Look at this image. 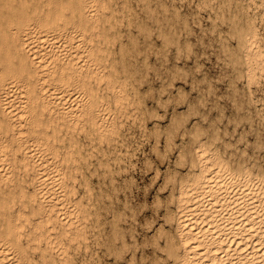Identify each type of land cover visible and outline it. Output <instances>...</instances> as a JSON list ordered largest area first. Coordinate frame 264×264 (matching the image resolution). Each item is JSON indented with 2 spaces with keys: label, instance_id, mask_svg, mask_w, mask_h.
<instances>
[{
  "label": "bare ground",
  "instance_id": "bare-ground-1",
  "mask_svg": "<svg viewBox=\"0 0 264 264\" xmlns=\"http://www.w3.org/2000/svg\"><path fill=\"white\" fill-rule=\"evenodd\" d=\"M137 1L144 7V17L147 21L142 20V18L133 17L135 24L131 23L133 25L131 30V24L127 23V26L130 28L129 36H126L127 39H124L121 37V31H119L120 25L117 22H114V24L111 23V19L115 20L116 18L114 16L116 11L114 12L113 9L108 7V0H0V264H58L53 257V252L56 253L55 256H58L63 264H68V258H70L69 254L71 252L69 251L70 247L75 244V246H82L83 244L86 250L88 245L85 243L88 239L87 237H90L88 235L91 233L96 237V234L100 230L103 231V229H100L101 223L99 215L101 212L99 210L101 206H105L107 203L103 202V197L110 198L109 191L105 190L106 192H101L99 195H96L90 184L91 180L89 181V174L98 175V180H100L99 176H101L104 180L107 179V183L109 184L115 182L112 179V171L115 170L113 167L115 165L113 164L120 161L121 152L123 151H121V149L119 150L120 147L117 146L123 144L120 142L125 141L124 139L123 141L120 140L121 126L124 124L126 118L134 114H132L131 111L135 110L139 115L143 114L141 110V97L143 95L141 96L142 92H140L141 89H139V85L146 79L145 76L147 77L148 70L151 69L150 66H153L149 64V54H155L156 56L160 55L161 59L165 58L164 60H166L168 56L166 54L169 51L172 52L173 50L175 55L182 56L189 55L193 50L191 46L192 41L190 42V40L185 37L195 32H192L191 20L187 18V15L190 17V13L186 16L181 14L174 0ZM194 1L197 10L200 9L201 11V8H203L209 11L207 15L211 23L209 29L213 34L215 32L217 33L219 41L218 39L214 40L219 42L217 46H219L218 48H220L221 52L224 54L225 62L229 64L228 66L232 73L231 77L233 78V82L242 79L244 81L243 84L246 83V85H249L251 82L257 80L262 84L261 90H264V28L261 31V28L259 29L256 24L257 21H260L263 24V26H260L264 27V0ZM190 2L192 1H189L191 5ZM112 4H114V2ZM187 8H189V6ZM131 9L132 8H130L129 11H131ZM136 12L135 14H137ZM198 13L200 14L201 12ZM128 16L130 17V14H128ZM202 18H205V16ZM193 19L194 22L200 23V17L198 18L196 12ZM200 21L202 23L203 20ZM125 22H128V20ZM219 26H224L225 29L221 30ZM128 27L125 25L126 29H128ZM199 31L203 33L202 28ZM199 38L201 39V37ZM155 39L159 41L158 44H155ZM230 41L234 42L232 43ZM159 58L157 60H159ZM221 58L222 57H220V59ZM177 59L175 58V60ZM196 60L197 59H195V61ZM220 61H222V59ZM161 62L162 61H160V63ZM221 65H223V63ZM183 68L184 67H182V69ZM222 68L224 69V67ZM171 70L172 69H170V71ZM183 70L185 71L186 69ZM230 72L228 70L227 73L230 74ZM192 73L194 72L192 71ZM220 73L221 72H219V74ZM158 75L160 74L157 73V76ZM226 77H228V75ZM162 78L165 77H161V79ZM188 78H190V75ZM199 78L200 76L198 79ZM155 79L157 78L155 77ZM149 80L148 82L151 81ZM174 80L178 79L174 78ZM206 81L208 80L206 79ZM200 83L202 82L200 81ZM169 84L165 85L169 87ZM191 84L194 85V83ZM175 85L176 84H174V87ZM254 85L256 86L257 84ZM162 86V88H164V85ZM200 89H202L201 86ZM235 89L236 88H234V90ZM147 90L150 89L148 88ZM244 90L247 89L244 88ZM185 93L183 92V94ZM168 95H172V93ZM259 95L258 97H260ZM245 96H247V94ZM198 98L200 99V97ZM155 99L156 101L158 100L157 98ZM161 99L163 98L161 97ZM253 99L254 98L249 94L247 99L248 106L252 102L255 104ZM164 102H166V100ZM235 103H237V101ZM142 104L145 105V103ZM176 104L178 103L176 102ZM191 104L193 103L191 102ZM154 108H156V106ZM173 108L172 105V109ZM194 109H192V111ZM248 109L250 110V107ZM256 109L257 108H255L254 112L258 113ZM210 110L212 111V109ZM148 112L150 111H147V113ZM177 113L179 114L180 112ZM227 114L226 112L225 116ZM174 115L176 116V113ZM200 115L202 116L201 113ZM259 115L261 114L259 113ZM157 116L156 114V118ZM187 116L190 118L192 114ZM221 116L222 115L218 117ZM235 118L237 119V117ZM175 119L176 117L174 118V122H176ZM247 119L248 118H246V120ZM149 120L151 121V119ZM170 120L172 121L173 119L171 118ZM230 120H232V118H230ZM142 123L143 122H141V125ZM133 125L137 124L133 123ZM204 125L202 126L204 127ZM199 127L197 130H199ZM174 128L176 127L174 126ZM144 129H146V126ZM159 129L161 128L159 127ZM188 129H190V127ZM130 130H132V128ZM137 130H135V133ZM172 130L174 129L172 128ZM151 131L153 130L151 129ZM219 132L220 131H218V133ZM162 134H164V132L161 133V135ZM165 135L167 136V134ZM182 135L183 134H181V136ZM201 135L204 134H200L199 138ZM240 137H242V135ZM147 138L144 139L147 141ZM196 138L198 139V137ZM210 138L211 137L208 135L206 139L202 140V138H200V141H194L195 144L192 150L188 147L191 150L189 153L191 155L189 157L190 176L188 175L189 178L187 181L185 180L186 182L182 181L179 184L177 182L178 185L175 190L171 191L169 195L174 209L171 211L168 219L166 218L167 221H170V230H165L163 228L164 242L160 247L166 259L164 261L162 260V262L166 261V264H264V165L256 160L258 157H250V154L247 159L239 156H231L230 154L232 151L229 156H225L220 153L217 147L210 144ZM137 140L139 139L137 138ZM154 140L156 141V139ZM189 140H187V142ZM262 140H264V138ZM167 141H169V139H167ZM156 142L158 143L160 141L158 140ZM167 144L170 145L169 143ZM231 146L230 144L229 147ZM234 146L235 145L232 147ZM171 147L170 149L172 150ZM241 148L243 149V147ZM237 150L241 149L237 148ZM161 153L160 156H162ZM164 153L166 154L168 152ZM122 157L124 158V156ZM128 158L129 157H127L126 160ZM165 160L167 159L165 158ZM176 160L174 161L176 162ZM136 162L137 161H135V163ZM150 162H152V160ZM181 162H179L180 166H182ZM146 164L149 166L148 163ZM168 166L169 165H167V167ZM134 167H136V165ZM119 169H117V172L120 173ZM154 169H156V167ZM123 171H125V169ZM127 172L129 171L127 170ZM155 173L157 174L156 171ZM115 174L118 175V173ZM156 174L154 175L155 178L158 175ZM132 180L134 181V179ZM126 181L128 182V180ZM97 182L99 183V181ZM99 185L101 186V184ZM100 186L99 188L101 189ZM157 187L159 188V186ZM114 190L115 189L112 191ZM168 192H170V190H168ZM115 194H117V192ZM116 199L118 200V198ZM160 201H162V199L159 200L158 203H160ZM130 210H132V208ZM116 215L115 212L111 214L112 221L109 226V232L106 230V233L108 232L109 234L107 235L108 240H105L106 244L104 243L107 247L106 251L109 255L111 254L114 256L115 260L119 257L118 255L123 247L127 246L126 242L123 240L121 251L119 252L120 248L117 246L118 232L116 231ZM131 216L133 215L131 214ZM131 227L130 229L132 230ZM157 229L158 228L155 230ZM120 233L121 232H119V234ZM98 234H100V232ZM121 234H124V232ZM101 237H103V235ZM135 243L137 242L135 241ZM144 243H146V241ZM100 244L102 243L99 242V245ZM132 245L134 244L132 243ZM137 246L135 247L138 249ZM130 247L128 248L130 249ZM129 254H131V252ZM129 256H131V259H134L132 258L133 255ZM142 260L140 264H144ZM98 261L100 262V260Z\"/></svg>",
  "mask_w": 264,
  "mask_h": 264
},
{
  "label": "rangeland",
  "instance_id": "rangeland-1",
  "mask_svg": "<svg viewBox=\"0 0 264 264\" xmlns=\"http://www.w3.org/2000/svg\"><path fill=\"white\" fill-rule=\"evenodd\" d=\"M114 2V4H112L113 2ZM182 1V2H181ZM189 1H192V2H190L191 3V5L189 4ZM108 2H109V6L108 7H110L111 9H113L114 10V12L116 11V13H114V16L116 17L115 18V20L114 19H111L112 21H111V23H113L114 24V22H117L120 26H119V31H121V37L122 38H124V39H127V37L129 36V27L127 26L128 24L127 23H129V24H131V23H134L135 24V20H134V18L136 17V18H142V20H144V21H147L146 19H145V17H144V15H145V9H144V7H142V5L140 4V2L139 1H135V0H108ZM116 2H118V3H116ZM139 2V3H138ZM174 2H175V5H176V7L179 9V11L181 12V14H184V16H186L187 14H189L190 13V17H188V15H187V18L188 19H190L191 21H190V23L192 24V32L193 31H195V32H193V34H192V32H191V34L192 35H188V36H185L186 38H188V40H190V42H191V46H192V48H193V50H192V52L189 54L190 55V57H189V55H182V56H177V55H175V52L172 50V52H167V54L166 55H168L167 56V59L166 60H164L165 58H163V59H161V57H160V55H155V54H149V57H148V60L150 61L149 62V64L150 65H153L152 67L150 66V68L151 69H149L148 70V73H147V77L145 76V78L146 79H144L143 80V82L141 83V84H143V85H139V89H141L140 90V92H142V94H141V106H142V108H141V110L143 111V114L142 115H139L138 114V112L137 111H131L130 109V111H131V113L133 114V115H131V116H129L128 118H126L125 119V121H124V124L121 126V137H120V140L121 141H123V139L125 140V141H128V142H125V141H123V142H120V143H123V144H119L117 147H120L119 148V150L121 149V156H120V161H118V163H115V164H113V165H115V166H113L114 167V171H112V179L115 181V182H113V184H109V183H107V179H103L101 176H99V179L100 180H98V175H94V174H89V181H90V184H91V186L93 187V189H94V193L96 194V195H99L101 192H106V191H109L108 193H109V199L107 198V197H103V202L104 203H106L105 204V206H101V208H100V212H101V214L99 215V220H100V223H101V228L100 229H103V231L102 230H100L99 232H100V234H96V237H94V235H92L91 233V235L89 234L88 236H90V237H87L88 239L86 240V243L85 244H87L88 245V248H86V250H85V245H84V247H83V244H82V246H75V245H73L72 247H70L69 248V251H71L70 252V254H69V257L70 258H68V264L70 263V264H84V263H88V264H98V260H100V262H99V264H118V263H122V264H140V262H141V260H142V258H143V263L144 264H154V263H158V264H164L165 262H162V260L164 261L165 259H166V257H165V254L163 253V251H162V248L160 247V246H162V243L164 242V236H163V230L165 229V230H170L169 229V220L167 221V219H168V216H170V214H171V211H173V209H174V205L172 204V202H171V198H170V194H171V191H174L175 190V188H176V186L180 183V182H186L187 181V179L189 178L188 177V175L190 176V172H189V157L191 156L189 153H190V151L193 149V146H194V144H195V142L194 141H196V142H198V140L200 141L201 139L200 138H202V140L203 139H206V138H208V135H209V137H211L210 139V144L211 145H213L214 147H217L218 148V150H220V153L221 154H223V155H225V156H229V154H230V152L232 151V153L230 154L231 156H234V157H241V158H245V159H247V158H249V154H250V157L252 156H254L255 158H257L256 160L257 161H259L261 164H263L264 165V143H262V142H264V140H262L263 138H264V121H263V114H264V103H263V101H264V90L262 89L261 90V87H262V84L260 83V82H258L257 80H255V81H253V82H251L249 85H246V83L245 84H243L244 83V81L242 80V79H239V80H235L234 82H233V78L231 77L232 76V73L230 72V69H229V64H227L228 62H225V60H224V54L221 52V49L220 48H218L219 46H217V45H219V38H217L218 36H217V33L215 32L214 34H213V32H211V30L209 29L210 28V25H211V23H210V19L207 17V15H208V9L206 10V9H203V8H201V11H200V9H196V4H195V1L194 0H185V1H183V0H174ZM173 2V3H174ZM134 3H135V5H134ZM186 3V4H185ZM196 3H197V1H196ZM117 4V5H116ZM140 4V5H139ZM189 4V5H188ZM116 5V6H115ZM129 5V6H128ZM133 5V6H132ZM138 5V6H137ZM184 7H183V6ZM186 5V6H185ZM189 6V8H187L188 6ZM119 6V7H118ZM134 7H135V9H134ZM195 7V8H194ZM130 8H132L131 9V11H129L130 10ZM141 8V9H140ZM142 8H143V10H142ZM187 8V9H186ZM194 8V9H193ZM139 9V10H138ZM126 12H125V11ZM186 10H187V12H186ZM197 10V11H196ZM203 10V11H202ZM134 11V12H133ZM137 11V12H136ZM142 11V12H141ZM206 11H207V13H206ZM131 12V13H130ZM135 12L137 13V14H135ZM144 12V13H143ZM183 12V13H182ZM195 12H196V14H197V16H198V18L200 17V20H203L202 21V23H201V21L199 20V22L200 23H196V22H194V19H193V17H194V15H195ZM198 12H201L200 14L198 13ZM140 13V14H139ZM186 13V14H185ZM203 13V14H202ZM206 15H205V14ZM128 14H130V17L128 16ZM133 14V15H132ZM199 14V15H198ZM132 15V16H131ZM135 15V16H134ZM137 15V16H136ZM201 15H203V16H201ZM205 16V18H202V17H204ZM134 17V18H133ZM126 18H127V20H128V22H125V21H127L126 20ZM130 18H132V19H130ZM118 19V20H117ZM123 19V20H122ZM206 19H208V20H206ZM119 20H121V21H119ZM129 20H132V21H129ZM124 24H123V23ZM126 23V24H125ZM196 23V24H195ZM208 23V24H207ZM116 24V23H115ZM197 24H199V25H197ZM201 24V25H200ZM207 26H205V25ZM256 24L258 25V27H259V29L262 31L263 30V28L264 27H261V26H263V24L260 22V21H257L256 22ZM122 25H123V27H122ZM125 25H126V27H128V29H126L125 28ZM261 25V26H260ZM132 24L130 25V27H131V30H132ZM200 26H201V28H202V31H203V33H200ZM202 26H204V27H202ZM194 27V28H193ZM196 27V28H195ZM205 27H206V29H205ZM219 28L221 29V30H223V29H225V27L224 26H219ZM198 29V30H197ZM127 30V31H126ZM205 30V31H204ZM124 32H126V33H124ZM205 32V33H204ZM211 32V33H210ZM207 33V34H206ZM190 34V33H189ZM200 34H201V36H200ZM223 34V33H222ZM208 35V36H207ZM125 36V37H124ZM127 36V37H126ZM203 36V37H202ZM206 36V37H205ZM210 36H213V37H210ZM199 37H201V39L199 38ZM190 38V39H189ZM193 38V39H192ZM205 40H204V39ZM200 39V40H199ZM208 41H207V40ZM217 40L218 39V41H215V40ZM195 40H197V41H195ZM202 40V41H201ZM199 41V42H198ZM203 41H205V42H203ZM154 42H155V44H158L159 43V41L157 40V39H155L154 40ZM230 42H234V41H230ZM204 43V44H203ZM206 43H207V45H206ZM209 43V44H208ZM214 43H216V44H214ZM214 44V45H213ZM194 45V46H193ZM197 45V46H196ZM201 45V46H200ZM212 47H210V46ZM196 46V47H195ZM199 46V47H198ZM208 46V47H207ZM216 47V48H215ZM202 48H204V49H202ZM207 48V49H206ZM194 49H196V50H194ZM209 50V51H208ZM195 51V52H194ZM198 51H199V53H198ZM210 51H212V52H210ZM218 51V52H217ZM205 52V53H204ZM214 52V53H213ZM197 53H198V55H197ZM205 55H204V54ZM222 55H221V54ZM200 54V55H199ZM204 56H203V55ZM207 54V55H206ZM209 54V55H208ZM214 54V55H213ZM218 54H219V56H218ZM156 56V57H155ZM199 56H201V57H199ZM219 58H218V57ZM160 57V58H159ZM183 57V58H182ZM187 57H189V58H187ZM220 57H222L221 59H222V61H220L221 59H220ZM154 58V59H153ZM159 58V60H157ZM175 58L177 59V60H175ZM197 59L196 61H198V62H196L195 61V59ZM161 59V60H160ZM193 59V60H192ZM206 59V60H205ZM152 60V61H151ZM154 60V61H153ZM164 60V61H163ZM168 60V61H167ZM180 60V61H179ZM156 61V62H155ZM160 61H162L161 63H160ZM173 61V62H172ZM187 61V62H186ZM205 61V62H204ZM224 61V62H223ZM164 62V63H163ZM184 62V63H183ZM203 62V63H202ZM159 63V64H158ZM176 63V64H175ZM179 63V64H178ZM188 65H187V64ZM220 63V64H219ZM223 63V65H221ZM161 64H162V66H161ZM183 64V65H182ZM218 64V65H217ZM157 65H158V67H157ZM167 66V67H165V66ZM201 65V66H200ZM171 66V67H170ZM174 68H173V67ZM179 67V69H178V67ZM199 66V67H198ZM202 66H203V68H202ZM182 67H184L183 69H186L185 71L182 69ZM185 67H187V68H185ZM222 67H224V69L222 68ZM155 68V69H154ZM172 69L171 71H170V69ZM189 68V69H188ZM199 68V69H198ZM202 68V69H201ZM219 68V69H218ZM163 69V70H162ZM168 69H169V71H168ZM191 69V70H190ZM226 69V70H225ZM157 70V71H156ZM183 70V71H182ZM189 70V71H188ZM196 70H197V72H196ZM228 70H229V72H230V74H228L227 72H228ZM159 71V72H158ZM173 71V72H172ZM192 71L194 72V73H192ZM201 73H200V72ZM158 74H160V75H158L157 76V73ZM167 74H166V73ZM172 72V73H171ZM186 74H184V73ZM219 72H221L220 74H219ZM205 74V76H204V74ZM207 73V74H206ZM151 74V75H150ZM173 74V75H172ZM198 75V76H196V75ZM219 74V75H218ZM156 75V76H155ZM162 75V76H161ZM168 77H167V76ZM184 75V76H183ZM190 75V78H188V76ZM208 75V76H207ZM222 75H225V76H222ZM228 75V77H226ZM176 76V77H175ZM179 76V77H178ZM200 76V78L198 79V77ZM153 79H152V78ZM155 77L157 78V79H155ZM160 79H159V78ZM161 77H165V78H162L161 79ZM193 77H196V78H193ZM202 77V78H201ZM211 77V78H210ZM224 77V78H223ZM171 78V79H170ZM174 78L175 79H178V80H174ZM182 78H183V80H182ZM193 78V79H192ZM208 80V81H206V79ZM209 78H210V80H212V81H210L209 80ZM213 78V79H212ZM151 81H150V80ZM167 79H170V80H167ZM201 79V80H200ZM204 79V80H203ZM218 79V80H217ZM221 79V80H220ZM228 79V80H227ZM229 79H232V80H229ZM148 80L150 81V82H148ZM163 80V81H162ZM187 80H188V82H187ZM192 80V81H191ZM169 81H171V82H169ZM196 83H195V82ZM200 81L202 82V83H200ZM218 81V82H217ZM222 81H225V82H222ZM163 84H162V83ZM194 83V85L193 84H191V83ZM238 84H236V83ZM258 82V83H257ZM158 83V84H157ZM166 85H168L169 83V87L168 86H166ZM207 83V84H206ZM230 83V84H229ZM234 83V84H233ZM174 84H176L175 85V87H174ZM233 84V85H232ZM243 86H242V85ZM254 84H257L256 86L254 85ZM148 85V86H147ZM162 85H164V88H162L163 86ZM172 85V86H171ZM204 85V86H203ZM224 85V86H223ZM161 86V87H160ZM200 86H201V88L202 89H200ZM220 86V87H219ZM239 86H240V88H239ZM247 86H248V88H247ZM252 86V87H251ZM151 87H153V88H151ZM156 87V88H155ZM159 87V88H158ZM176 87H177V89H176ZM180 87V88H179ZM193 87V88H192ZM206 87V88H205ZM209 87V88H208ZM212 87V88H211ZM254 88V89H251V88ZM144 88V89H143ZM150 89V90H147V89ZM162 88V89H161ZM169 88V89H168ZM185 88V89H184ZM204 88V89H203ZM234 88H236L235 90H234ZM238 88V89H237ZM244 88L245 89H247V90H244ZM193 91H192V90ZM216 89V90H215ZM231 89V90H230ZM152 90H154V91H152ZM157 90H159V91H157ZM171 90V91H170ZM177 90H178V93H177ZM184 90V91H183ZM201 90V91H200ZM230 92H229V91ZM256 90V91H255ZM258 90V91H257ZM150 91V92H149ZM166 91V92H165ZM168 91V92H167ZM211 91V92H210ZM215 91V92H214ZM237 91V92H236ZM247 91V92H246ZM250 91H251V93H250ZM255 93H254V92ZM262 91V92H261ZM148 92V93H147ZM183 92L187 95H185V94H183ZM214 92V93H213ZM219 92V93H218ZM229 92V93H228ZM253 92V93H252ZM147 93V94H146ZM161 93H163V94H161ZM171 94L172 93V95H168V94ZM179 93H181V94H179ZM199 93V94H198ZM211 93V94H210ZM223 93V94H222ZM224 93H226V94H224ZM228 93V94H227ZM236 93V94H235ZM238 93V94H237ZM240 93V94H239ZM260 95H259V94ZM144 94H146V95H144ZM153 94H154V96H153ZM155 94H156V96H155ZM174 94H175V96H174ZM179 94V95H178ZM201 94V95H200ZM205 94V95H204ZM216 94V95H215ZM218 94H220V95H218ZM231 94V95H230ZM232 94H233V96H232ZM247 94V96H245V95ZM249 94L252 96V98H254L253 100L255 101V104H254V102H252L249 106H248V101H247V99H248V96H249ZM253 94V95H252ZM255 94V95H254ZM169 97H168V96ZM181 95V96H180ZM184 95V96H183ZM208 95V96H207ZM218 95V96H217ZM244 95V96H243ZM258 95L261 97H258ZM262 95V96H261ZM160 96V97H159ZM173 97L174 98V100H173V98H171V97ZM200 97V99L198 98V97ZM236 96H238V97H236ZM256 96V97H255ZM157 98L158 100L156 101V99L155 98ZM161 97L163 98V99H161ZM183 97V98H182ZM185 97V98H184ZM194 100H192L191 98ZM201 97H202V99H201ZM204 97V98H203ZM213 97V98H212ZM224 97V98H223ZM143 98V99H142ZM166 98V99H165ZM169 98V99H168ZM176 98V99H175ZM187 98V99H186ZM196 98V99H195ZM207 98H208V100H207ZM215 98V99H214ZM218 98V99H217ZM229 98H230V100H229ZM259 98V99H258ZM166 100V102H164L165 100ZM188 99H189V101H188ZM211 99V100H210ZM241 99V100H240ZM256 99H258V100H256ZM163 100V101H162ZM170 100V101H169ZM177 100H179V101H177ZM199 100V101H198ZM201 100V101H200ZM210 100V101H209ZM217 100V101H216ZM234 100V101H233ZM261 102H260V101ZM145 101V102H144ZM179 104H176V102ZM188 101V102H187ZM212 101V102H211ZM232 101V102H231ZM237 101V103H235ZM247 101V102H246ZM258 101V102H257ZM157 102V103H156ZM165 104H164V103ZM190 102V103H189ZM191 102L193 103V104H191ZM198 102V103H197ZM204 102V103H203ZM222 103V104H220V103ZM142 103H145V105H143ZM154 103V104H153ZM159 103V104H158ZM185 103V104H184ZM200 103V104H199ZM210 103H211V106H210ZM225 103V104H224ZM257 103V104H256ZM149 105V106H147V105ZM152 105V107H151V105ZM164 104V105H163ZM181 104V105H180ZM244 104V105H243ZM154 105V106H153ZM172 105H173V107L175 108H173L172 109ZM187 105V106H186ZM192 105V106H191ZM195 107H194V106ZM203 105V106H202ZM205 105V106H204ZM206 105H207V107H206ZM214 105V106H213ZM240 105V106H239ZM243 107H242V106ZM146 106H147V110H146ZM156 106V108H154ZM217 106V107H216ZM221 108H220V107ZM229 107V108H227V107ZM263 106V107H262ZM190 107V108H189ZM214 107V108H213ZM237 107V108H236ZM240 107H242V108H240ZM250 107V110L248 109ZM260 107V108H259ZM153 110H152V109ZM165 108V109H164ZM167 108V109H166ZM179 108V109H178ZM194 109L193 111H192V109ZM212 109V111L210 110V109ZM218 108V109H217ZM225 108H226V110H225ZM234 110V111H236V112H234L232 109ZM252 108H254V109H252ZM255 108H257L256 109V111L258 112V113H256V112H254L255 111ZM150 109V110H149ZM157 109V110H156ZM177 109V110H176ZM184 109V110H183ZM186 109V110H185ZM189 109H190V111H189ZM199 109V110H198ZM202 109H203V111H202ZM209 109V110H208ZM216 109V110H215ZM238 109H240V110H238ZM153 112H152V111ZM155 110V111H154ZM206 110V111H205ZM238 110V111H237ZM251 112H249V111ZM263 112H262V111ZM147 111H150L151 112V114H150V112H148L147 113ZM163 111H164V113H163ZM174 111V112H173ZM186 111V112H185ZM202 111V112H201ZM208 111V112H207ZM211 111V112H210ZM253 111V112H252ZM155 112H156V114L159 116V118H158V116H157V118H156V114H155ZM177 112H180V113H182V114H178ZM189 112V113H188ZM192 112V113H191ZM197 113V115H196V113ZM226 112L228 113L226 116H225V114H226ZM155 115H154V114ZM161 113V114H160ZM176 113V116L174 115ZM183 113H186L187 115H189L190 116V114H192V116H190V118L186 115V114H183ZM195 113V114H194ZM200 113L202 114V116L200 115ZM206 115H204V114ZM208 113H209V115H208ZM224 113V114H223ZM230 113V114H229ZM256 113V114H255ZM259 113L261 114V115H259ZM148 114H150V115H148ZM165 114V115H164ZM171 114V115H170ZM178 114V115H177ZM219 114V115H218ZM233 114V115H232ZM250 114H252V115H250ZM258 114V115H257ZM145 115V116H144ZM181 115V116H180ZM196 115V116H195ZM213 115V116H212ZM215 115V116H214ZM216 115H218V116H220V115H222L223 116V118H222V116L221 117H218V116H216ZM238 115V116H237ZM241 115H244V116H241ZM247 115V116H246ZM249 115V116H248ZM263 115V116H262ZM154 116H155V118H154ZM187 116V117H186ZM212 116V117H211ZM232 116V117H231ZM261 116V117H260ZM147 117V118H146ZM150 117V118H149ZM161 117H163V118H161ZM166 117H168V118H166ZM176 117V122H174V118ZM185 119H184V118ZM192 117V118H191ZM235 117H237V119L235 118ZM242 119H241V118ZM252 117V118H251ZM173 119L172 121L170 120V119ZM196 120H195V119ZM205 118V119H204ZM211 118V119H210ZM213 118V119H212ZM221 118V119H220ZM230 118H232V120H230ZM239 118V119H238ZM246 118H248L247 120H246ZM252 119V120H250V119ZM253 118H255V119H253ZM138 119V120H137ZM149 119H151V121L149 120ZM180 121H179V120ZM190 121H188V120ZM194 119V120H193ZM234 119V120H233ZM244 119V120H243ZM167 120V121H166ZM169 120V121H168ZM210 120H211V122H210ZM228 120V121H227ZM242 120V121H241ZM259 120V121H258ZM261 120V121H260ZM138 121V122H137ZM155 121V122H154ZM171 121V122H170ZM179 121V122H178ZM186 121V122H185ZM188 121V122H187ZM213 121V122H212ZM217 121V122H216ZM222 123H221V122ZM253 121H255V122H253ZM130 122H131V125H130ZM140 122V123H139ZM141 122H143L142 123V125H141ZM147 122V123H146ZM182 122V123H181ZM185 122V123H184ZM193 122V123H192ZM225 122H226V124H225ZM238 122V123H237ZM241 122V123H240ZM251 122V123H250ZM262 122V123H261ZM133 123L134 124H137V125H133ZM152 123V124H151ZM160 123H162V124H159ZM175 123V124H174ZM196 123H198V124H196ZM201 123V124H200ZM209 123V124H208ZM236 123V124H235ZM240 123V124H239ZM245 123V124H244ZM154 124V125H153ZM169 125V127H168V125ZM172 124V125H171ZM180 124V125H179ZM205 124V125H204ZM218 124V125H217ZM220 124V125H219ZM238 124V125H237ZM262 124V125H261ZM126 125V126H125ZM154 126V127H152V126ZM156 125V126H155ZM178 125V126H177ZM195 125H196V127H195ZM202 125H204V127L202 126ZM244 125V126H243ZM251 125V126H250ZM125 126V127H124ZM146 126V129H144V127ZM149 126V127H148ZM166 126V127H165ZM174 126L176 127V128H174ZM193 128H192V127ZM200 126V127H199ZM210 126H214V127H210ZM230 126V127H229ZM234 126V127H233ZM237 126V127H236ZM243 126V127H242ZM256 126V127H255ZM261 126V127H260ZM128 127V128H127ZM130 127V128H129ZM133 127H135V128H133ZM139 129H138V128ZM159 127L161 128V129H159ZM190 127V129H188ZM199 127V130H197V128ZM210 127V128H209ZM226 127V128H225ZM245 127V128H244ZM127 128V129H126ZM132 128V130H130ZM143 128V129H142ZM156 128V129H155ZM158 128V129H157ZM169 128V129H168ZM172 128L174 129V130H172ZM202 128H203V130H202ZM224 128V129H223ZM234 128V129H233ZM250 130H249V129ZM260 128V129H259ZM263 128V129H262ZM137 130L136 131V133H135V130ZM151 129L153 130V131H151ZM164 129V130H163ZM167 131H166V130ZM176 129V130H175ZM178 129V130H177ZM217 131H216V130ZM232 130V131H230V130ZM140 130H143V131H140ZM157 132V134H156V132ZM159 130V131H158ZM163 130V131H162ZM190 130V131H189ZM191 130H192V132H191ZM207 132H206V131ZM242 130V131H241ZM244 130V131H243ZM247 132H246V131ZM257 130H259V131H257ZM131 131V132H130ZM138 131H139V133H141V134H139L138 133ZM147 131V132H146ZM174 131V132H173ZM199 131H201V132H199ZM205 132V133H203V132ZM218 131H220L219 133H218ZM227 131V132H226ZM240 131V132H239ZM252 131H254V132H252ZM149 132V133H148ZM164 132V134H162L161 135V133H163ZM173 132V133H172ZM179 132H180V135H179ZM190 134H189V133ZM196 132H197V134H198V136H197V134H196ZM224 132H226V133H224ZM229 132V133H228ZM252 132V133H251ZM126 133V134H125ZM144 133V134H143ZM146 133H147V135H146ZM159 133V134H158ZM169 133H171V134H169ZM178 133V134H177ZM204 134V135H201L200 136V138H199V135L200 134ZM211 133V134H210ZM213 133V134H212ZM243 133V134H242ZM246 133V134H245ZM249 133V134H248ZM134 134H136V135H134ZM157 135V136H155V135ZM165 134H167V136L165 135ZM174 134V135H173ZM181 134H183L182 136H181ZM186 134V135H185ZM228 134V135H227ZM239 134H240V136L242 135V137H240L239 136ZM256 134V135H255ZM258 134H260V135H258ZM153 135V136H152ZM220 135V136H219ZM134 136V137H133ZM136 136V137H135ZM146 136V137H145ZM185 136V137H184ZM207 136V137H206ZM212 136H213V138H212ZM234 136V137H233ZM238 138H237V137ZM262 136V137H261ZM125 137V138H124ZM133 137V138H132ZM147 137H149V138H147ZM155 137V138H154ZM157 137V138H156ZM165 137V138H164ZM170 137V138H169ZM173 137V138H172ZM192 141H190L188 138ZM195 137V138H194ZM196 137H198V139L196 138ZM216 137V138H215ZM224 137V138H223ZM226 137V138H225ZM229 137V138H228ZM255 137V138H254ZM136 138V139H135ZM137 138L139 139V140H137ZM144 138H147V141L149 142H147L146 141V139H144ZM152 138H154V139H156V141H160V142H156L154 139H152ZM169 139V141H167V139ZM217 140H215V139ZM218 138V139H217ZM220 138H222V139H220ZM250 138V139H249ZM258 138V139H257ZM131 139V140H130ZM162 139V140H161ZM174 139V140H173ZM238 139V140H237ZM241 141H240V140ZM256 141H255V140ZM133 140H136V141H133ZM187 140H189L188 142H190V143H188L187 142ZM222 140V141H221ZM225 140V141H224ZM229 140H230V143H229ZM237 140V141H236ZM253 140V141H252ZM165 141V142H164ZM173 141H174V143H173ZM176 141V142H175ZM214 141V142H213ZM228 141V142H227ZM126 144H125V143ZM132 142V143H131ZM135 142V143H134ZM155 142V143H154ZM185 142H186V144H185ZM237 142H238V144H237ZM131 143V144H130ZM137 143V144H136ZM143 143V144H142ZM146 143V144H145ZM157 143V144H156ZM167 143H169L170 145H168ZM175 143H176V145H175ZM182 143V144H181ZM221 143V144H220ZM228 143V144H227ZM246 145H245V144ZM252 143H254V144H252ZM263 145H262V144ZM129 144V145H128ZM151 144V145H150ZM154 144V145H153ZM165 144V145H164ZM191 144V145H190ZM230 144L233 146V145H235L234 147H229L230 146ZM237 144V145H236ZM136 147H134V146ZM137 145V146H136ZM162 145V146H161ZM173 145V146H172ZM175 145V146H174ZM178 145V146H177ZM185 145V146H184ZM229 145V146H228ZM240 145V146H239ZM262 145V146H261ZM139 146V147H138ZM163 146H165V147H163ZM172 146V147H171ZM180 146H182V147H180ZM122 147V148H121ZM127 147H128V149H127ZM155 147V148H154ZM162 147V148H161ZM170 147L172 148V150L170 149ZM179 147V148H178ZM185 147H186V149H185ZM191 149H189V148ZM221 147V148H220ZM241 147H243V149H244V151H243V149L241 148ZM131 148V149H130ZM139 148V149H138ZM165 150H164V149ZM237 148L239 149H241V150H237ZM247 148V149H246ZM254 148V149H253ZM127 149V150H126ZM177 149H179V150H177ZM180 149H182V150H180ZM249 149V150H248ZM152 150V151H151ZM155 150H156V152H155ZM160 150V151H159ZM163 150V151H162ZM144 153H143V152ZM222 151V152H221ZM246 151V152H245ZM258 151H260V152H258ZM128 152V153H127ZM131 152V153H130ZM149 152V153H148ZM164 153V152H168V153H164V154H162V153ZM186 152H188V153H186ZM225 152V153H224ZM242 154H241V153ZM258 154H257V153ZM123 153V154H122ZM156 153H157V155H156ZM160 153H161V155L163 156V158H162V156H160ZM256 153V154H255ZM132 155V157H131V155ZM136 154V155H135ZM170 154V155H169ZM183 154V155H182ZM262 154H263V157H262ZM128 155H130V156H128ZM134 155V156H133ZM149 155V156H148ZM168 155V156H167ZM173 155V156H172ZM178 157H177V156ZM122 156H124V158L122 157ZM129 157L127 160H126V158L127 157ZM136 156V157H135ZM147 156V157H146ZM167 156V157H166ZM176 156V157H175ZM182 156V157H181ZM137 158V159H135V158ZM169 157H171V158H169ZM173 157V158H172ZM187 157V158H186ZM151 161L152 160V162H150L148 159ZM165 158L168 160H165ZM182 158V159H181ZM184 158V159H183ZM187 160H186V159ZM131 159V160H130ZM170 159V160H169ZM177 159V160H176ZM148 160V161H147ZM174 160H176V162L174 161ZM183 160V161H182ZM123 161V162H122ZM131 161V162H130ZM134 161V162H133ZM135 161H137L136 163H135ZM146 162V163H148V165L149 166H147V164L146 163H144V162ZM182 161V162H181ZM125 162V163H124ZM131 164H130V163ZM143 162V163H142ZM158 162V163H157ZM161 162V163H160ZM163 162V163H162ZM174 162V163H173ZM179 162H181L182 164V166H180L179 164ZM151 163H153V164H151ZM166 163H167V165H169L168 167H167V165H166ZM116 164H117V166H116ZM119 164V165H118ZM129 164V165H128ZM140 164V165H139ZM178 164V165H177ZM188 164V165H187ZM132 167H131V166ZM136 165V167H134ZM157 165V166H156ZM185 165H187V166H185ZM123 168H122V167ZM141 166V167H140ZM143 166V167H142ZM152 166V167H151ZM180 166V167H179ZM127 167V168H126ZM151 167V168H150ZM156 167V169H154ZM165 167H167V168H165ZM173 167V168H172ZM120 168V169H119ZM124 170L125 169V171H123L122 169ZM131 168V169H130ZM140 168H143V169H140ZM149 168V169H148ZM117 169H119V171H120V173L119 172H117L118 170ZM145 169H146V171H145ZM153 169H154V171H153ZM162 169V170H161ZM171 169V170H170ZM186 169V170H185ZM124 172H122V171ZM127 170L129 171V172H127ZM135 170V171H134ZM140 170V171H139ZM148 170H150V171H148ZM152 170V171H151ZM160 170H161V172H160ZM172 170H174V171H172ZM155 171L157 172V174L155 173ZM168 171H169V173H168ZM178 171V172H177ZM176 172H177V174H176ZM186 172H188V173H186ZM115 173H118V175L117 174H115ZM122 173V174H121ZM136 173V174H135ZM157 175V177L155 178V174ZM163 173V174H162ZM175 173V174H174ZM114 174V175H113ZM132 174V175H131ZM166 176H165V175ZM174 174V175H173ZM178 174H179V176H178ZM186 174V175H185ZM93 175H94V177H93ZM121 175V176H120ZM124 175H125V177H124ZM150 175H151V177H150ZM168 175V176H167ZM173 175V176H172ZM181 175V176H180ZM131 176H132V179H134V181L131 179ZM154 176V177H153ZM161 176V177H160ZM187 176V177H186ZM134 177V178H133ZM158 177H160V178H158ZM167 177V178H166ZM93 178V179H92ZM117 178V179H116ZM127 178V179H126ZM155 178V179H154ZM169 178V179H168ZM175 178V179H174ZM184 178V179H183ZM128 180V182L126 181V180ZM131 181H130V180ZM166 179V180H165ZM103 180V181H102ZM118 180H119V182H118ZM122 180V181H121ZM169 180V181H168ZM173 180V181H172ZM186 180V181H185ZM97 181H99V183L97 182ZM102 181V182H101ZM121 181V182H120ZM153 181V182H152ZM158 181V182H157ZM168 181V182H167ZM176 181V182H175ZM92 182V183H91ZM164 182V183H163ZM175 182V183H174ZM177 182H178V184H177ZM96 183V184H95ZM130 183V184H129ZM135 183V184H134ZM99 184H101V186L99 185ZM109 184V185H108ZM115 184V185H114ZM117 184H118V186H117ZM123 184V185H122ZM165 186H164V185ZM95 187H94V186ZM115 187H114V186ZM128 185V186H127ZM135 185V186H134ZM99 186L101 187V189L99 188ZM122 188H121V187ZM157 186H159V188L157 187ZM103 187V188H102ZM105 187V188H104ZM114 187V188H113ZM128 187V188H127ZM161 187V188H160ZM166 187V188H165ZM116 188H117V190H116ZM125 190H124V189ZM170 188V189H169ZM96 189V190H95ZM99 189V190H98ZM113 189H115L114 191H112ZM123 191H122V190ZM160 189V190H159ZM162 189V190H161ZM164 189H167V190H164ZM101 190V191H100ZM106 190V191H105ZM120 190V191H119ZM132 190V191H131ZM168 190H170V192H168ZM125 191V192H124ZM154 191V192H153ZM117 192V194H115ZM124 192V193H123ZM162 192V193H161ZM153 193V194H152ZM155 193V194H154ZM157 193V194H156ZM110 194H112V195H110ZM118 196V197H116V196ZM122 195V196H121ZM126 195V196H125ZM154 195V196H153ZM159 195V196H158ZM161 195V196H160ZM164 195H165V197H164ZM120 197V198H119ZM116 198H118V200L116 199ZM126 198V199H125ZM156 198H160L159 200H161L162 199V201H160V203H161V205H160V203H158V199H156ZM112 199H114V200H112ZM129 199V200H128ZM122 200V201H121ZM158 200V201H157ZM166 200V201H165ZM130 201V202H129ZM157 201V202H156ZM170 201V202H169ZM134 202V203H133ZM156 202V203H155ZM167 202V203H166ZM114 203V204H113ZM121 203V204H120ZM128 203V204H127ZM154 203V204H153ZM158 203V204H157ZM163 203H165V204H163ZM117 204V205H116ZM123 204H125V205H123ZM130 204V205H129ZM121 205H122V207H121ZM166 205V206H165ZM171 207H170V206ZM111 208H110V207ZM113 206V207H112ZM129 206V207H128ZM102 207H103V209H102ZM116 207V208H115ZM122 209H120V208ZM161 207V208H160ZM166 207V208H165ZM168 207V208H167ZM106 208V209H105ZM129 208V209H128ZM132 208V210H130ZM171 208V209H170ZM108 209V210H107ZM118 209H119V212H118ZM137 211H136V210ZM113 212H112V211ZM154 210V211H153ZM110 213H108V212ZM120 211H122V212H120ZM139 211V212H138ZM162 213H161V212ZM115 212V215L117 214V213H119V214H117L116 216L118 217H116V221H117V223H116V221H115V223H116V226H117V229H116V231L118 232L117 233V246L120 248L119 249V252L121 251V247H122V241L124 240L125 242H126V245L127 246H125V247H123V249H122V251L119 253V257L115 260V258H114V256H112L111 254L109 255V253L106 251V246H105V244H106V241L108 240V238H107V235H109L108 234V232H109V226H110V223H111V214L112 213H114ZM138 212V213H137ZM165 212H167V213H165ZM104 213V214H103ZM122 213H123V215H122ZM143 215H141V214ZM122 216H121V215ZM127 214V215H126ZM131 214L133 215V216H131ZM130 215V216H129ZM163 215V216H162ZM101 216V217H100ZM120 216H121V219H120ZM126 216V217H125ZM151 217V219H150V217ZM155 216V217H154ZM159 216V217H158ZM131 217V218H130ZM149 217V218H148ZM103 218V219H102ZM167 218V219H166ZM107 219H108V221H107ZM125 219V220H124ZM134 219H135V221H134ZM106 220V221H105ZM128 221V222H127ZM141 221V222H140ZM148 223H147V222ZM140 222V223H139ZM155 222V223H154ZM167 222V223H166ZM107 224V225H104V224ZM144 223H146V224H144ZM158 223V224H157ZM162 223V224H161ZM164 223V224H163ZM122 224V225H121ZM153 224V225H152ZM132 227H131V226ZM141 225V226H140ZM168 225V226H167ZM122 226V227H121ZM136 226V227H135ZM152 227V228H154V229H152V228H150V227ZM159 226V227H158ZM124 227V228H123ZM128 229H127V228ZM130 227L132 228V230L130 229ZM135 227V228H134ZM158 228L157 230H155L156 228ZM108 228V229H107ZM123 228V229H122ZM150 228V229H149ZM164 228V229H163ZM166 228H168V229H166ZM106 230L108 231L107 233H106ZM118 230H120V231H118ZM155 230V231H154ZM160 230V231H159ZM124 232V234H121V233H123ZM150 231V232H149ZM158 231V232H157ZM162 231V232H161ZM119 232H121L120 234H119ZM131 232V233H130ZM134 234H133V233ZM154 232H155V236H154ZM160 232V233H159ZM102 233V234H101ZM104 234H106V235H104ZM119 234V235H118ZM131 234V235H130ZM135 234H137V235H135ZM103 235V237H101ZM120 235H122V236H120ZM124 235V236H123ZM131 237H130V236ZM134 235V236H133ZM148 235V236H147ZM161 235V236H160ZM135 236H136V238H135ZM145 236V237H144ZM151 236V237H150ZM97 237H98V239H97ZM99 237H101V238H99ZM121 237H122V239H121ZM156 237H157V239H156ZM93 238V239H92ZM107 238V239H106ZM135 238V239H134ZM153 240H152V239ZM90 239V240H89ZM99 240V241H98ZM106 240V241H105ZM129 240V241H128ZM134 240V241H133ZM141 240H142V242H141ZM152 240V241H151ZM89 241H91V242H89ZM93 241H95V242H93ZM104 241V242H103ZM120 241H121V243H120ZM133 241V242H132ZM135 241L137 242V243H135ZM146 241V243H144ZM153 241H155V242H153ZM99 242L100 243H102V244H100L99 245ZM134 244V245H132V243ZM151 242V243H150ZM157 242H158V244H157ZM93 243V244H92ZM95 243V244H94ZM105 243V244H104ZM130 244V246H129V244ZM154 245H153V244ZM91 246H90V245ZM139 244V245H138ZM143 244H145V245H143ZM147 244V245H146ZM95 245V246H94ZM102 245V246H101ZM138 245V246H137ZM97 246V247H96ZM134 246V247H133ZM135 246H137L138 247V249L135 247ZM143 246V247H142ZM90 247V248H89ZM93 247V248H92ZM94 247H96V248H94ZM99 247V248H98ZM103 247V248H102ZM128 247H130V249L128 248ZM149 247V248H148ZM143 248V249H142ZM87 249H88V251H87ZM92 249V250H91ZM101 251H100V250ZM142 249V250H141ZM150 249V250H149ZM160 249V250H159ZM94 250V251H93ZM123 250H124V253H123ZM132 250V251H131ZM134 250V251H133ZM77 251V252H76ZM153 251H155V252H153ZM158 251V252H157ZM74 252V253H73ZM85 252V253H84ZM95 252V253H94ZM131 252V254H129ZM141 252V253H140ZM161 254H160V253ZM55 252H53V257L56 259V261H57V263L59 264H63V262H61L60 260H59V257L58 256H55L56 255V253L54 254ZM80 253V254H79ZM101 255H100V254ZM146 253V254H145ZM75 254V255H74ZM97 254V255H96ZM107 254V255H106ZM120 254H121V256H120ZM140 255V257H139V255ZM150 254V255H149ZM76 255H77V258H78V260H77V258H76ZM84 255V256H83ZM86 255V256H85ZM91 255H92V258H91ZM106 255V256H105ZM129 255H133L132 256V258H134V259H131L130 257L131 256H129ZM146 255V256H145ZM158 255V256H157ZM74 256H75V258H74ZM90 258H89V257ZM98 256V257H97ZM108 256V257H107ZM111 256V257H110ZM135 256V257H134ZM142 256H144V257H142ZM163 256V257H162ZM80 257H82V258H80ZM127 257V258H126ZM142 257V258H141ZM146 257V258H145ZM157 257H159V258H157ZM161 257V258H160ZM74 258V259H73ZM98 258V259H97ZM148 258V259H147ZM151 258H153V259H151ZM157 258V259H156ZM164 258V259H163ZM88 261H87V260ZM90 259V260H89ZM95 259V260H94ZM130 259V260H129ZM97 260V261H96ZM105 260V261H104ZM134 262H132V261ZM145 260V261H144ZM156 260V261H155ZM87 261V262H86ZM95 261H96V263H95ZM130 261V262H129ZM158 261V262H157ZM84 262V263H83ZM90 262V263H89ZM106 262V263H105ZM112 262V263H111ZM115 262V263H114ZM124 262V263H123ZM166 264V263H165Z\"/></svg>",
  "mask_w": 264,
  "mask_h": 264
}]
</instances>
